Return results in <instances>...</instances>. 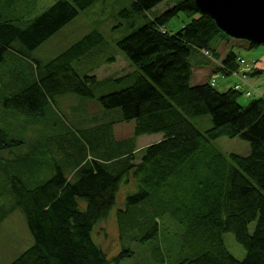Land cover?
Returning <instances> with one entry per match:
<instances>
[{
	"label": "trees",
	"instance_id": "trees-1",
	"mask_svg": "<svg viewBox=\"0 0 264 264\" xmlns=\"http://www.w3.org/2000/svg\"><path fill=\"white\" fill-rule=\"evenodd\" d=\"M94 1L55 0L31 17H11L0 7V63L10 53L30 60L35 69L31 79L9 92L0 90V117L6 111L26 119L43 117L55 97L63 94L95 97L93 87L101 80L90 72L79 73L73 62L96 57L92 49L105 41L97 29L45 62L32 56L36 47ZM160 1L131 0L129 10L119 14L142 13ZM180 12L188 21L175 32L167 30L165 23ZM227 36L194 0H176L115 41L133 67L123 77L132 80L96 97L103 108L119 110L115 119L105 120V127L133 120L134 135L161 138L145 145L137 162L131 152L107 154L101 160L92 156L76 167L72 178L65 174L70 167L65 155L59 161L48 155L52 142L48 144L47 137L31 152L7 160L0 168L8 171L3 173L6 189L0 194L8 206L0 203V219L6 211L19 209L32 237L31 245L7 264H121L120 258L131 250L121 246L108 256L91 234L107 217L120 180L129 174L136 179L137 190L116 210L121 239L131 237L133 229L142 231L136 240L154 238L165 214L182 227L184 242L192 247L176 264H264V98L242 105L237 101L242 93L232 87L218 91L214 80L190 82V54L203 50L217 59L212 42ZM246 41L249 47L257 45ZM236 56L230 49L222 58L226 72L237 69ZM202 114H209L212 122L204 130L190 120ZM76 135L71 143L76 148L82 145L78 150L92 146L82 144ZM221 136L246 140L248 153H223L213 144ZM54 142L62 146L60 139L53 137ZM20 145L0 129V149ZM225 232L244 248L241 259L226 248Z\"/></svg>",
	"mask_w": 264,
	"mask_h": 264
},
{
	"label": "rangeland",
	"instance_id": "rangeland-1",
	"mask_svg": "<svg viewBox=\"0 0 264 264\" xmlns=\"http://www.w3.org/2000/svg\"><path fill=\"white\" fill-rule=\"evenodd\" d=\"M54 1L0 0V7L11 17L24 14L31 17L43 11ZM175 1L163 0L142 13H131L126 17L120 15L119 11L124 8L129 10L131 0H96L90 6L80 10L74 18L36 47L32 51V56L45 62L85 33L97 29L103 34L105 41L92 49V53L96 57L90 61H75L73 65L79 73L85 71L93 73L101 81L93 87L94 98L84 99L72 93L57 96L54 103L47 107L43 117L26 119L12 111L4 112L0 117V129L10 137L19 140L21 145L13 150L0 149V168L5 166L7 160L16 157L15 155L31 152L33 149L31 147H35L46 137L50 139L47 140L48 144L51 145L52 142L51 148L48 149V155L52 160L59 161L65 155V160L70 166L66 167L65 174L69 178L73 177L76 167L92 156L101 160L107 154L115 153L117 156H124L131 152L133 161L137 162L143 147L157 141L158 134H145L136 149V135L133 134L134 121L114 122L111 126L108 123V128H106L105 123L115 119L119 110L111 109L112 111H110L103 108L96 97L118 90L132 80L131 76L123 77L131 72L133 67L131 68L129 60L118 49L115 41L127 34L132 27L139 26L146 19L154 18ZM188 19L180 12L171 17L164 27L175 32ZM212 46L220 57H224L226 52L232 49L237 57H242L244 61L237 63V69L226 72V69L222 67L221 60L216 59L215 55L203 53V50L192 52L189 58L192 66L190 82L196 84L214 80L213 86L218 91H223L227 87L236 88L242 93L237 97V101L242 105L259 96L264 98V45L257 44L249 47L246 40L227 36L213 41ZM7 54L5 61L0 63V90L4 92H9L13 87L21 85L23 81L31 79L35 73L30 60L17 59L10 53ZM258 69L260 70L258 71ZM245 91H249V94H244ZM90 115L95 120L90 119ZM190 120L200 130L212 125L209 114L194 116ZM69 129L74 135L77 134L76 136L81 137L82 144L85 143L86 146H89L91 143L92 146H89L88 150H78L79 146L76 148L71 143L74 135ZM53 137L61 140V147H58L56 142L53 143ZM122 140L125 142L120 143ZM213 144L225 154L236 152L245 155L249 151L248 142L240 137L221 136L216 138ZM3 173H8V171L0 170V186L4 185V189H1L0 192L6 189ZM48 173L50 171L41 174L40 177H44ZM136 190V179L130 174L120 180L115 203L107 217L93 227L92 239L101 246L108 256L115 255L121 246L130 249L129 255L120 258L121 264H176L179 259L191 252L192 247L184 242L182 227L168 215L164 214L163 218L159 220L158 231L154 238L136 240L135 238L142 234V231L136 229H133L132 232L128 230V232L134 233L131 237L120 238L116 210L124 207L126 196ZM2 196L5 197L4 194H0L1 198ZM7 201L5 197L0 202L5 203L6 209ZM253 225L254 222L249 223V230H252ZM222 239L234 257L241 259L244 256V248L234 239L231 232L223 233ZM31 243L32 237L21 211L19 209L6 211L0 219V264L10 262Z\"/></svg>",
	"mask_w": 264,
	"mask_h": 264
},
{
	"label": "water",
	"instance_id": "water-1",
	"mask_svg": "<svg viewBox=\"0 0 264 264\" xmlns=\"http://www.w3.org/2000/svg\"><path fill=\"white\" fill-rule=\"evenodd\" d=\"M232 38L264 45V0H194Z\"/></svg>",
	"mask_w": 264,
	"mask_h": 264
},
{
	"label": "crops",
	"instance_id": "crops-1",
	"mask_svg": "<svg viewBox=\"0 0 264 264\" xmlns=\"http://www.w3.org/2000/svg\"><path fill=\"white\" fill-rule=\"evenodd\" d=\"M3 5H4V6L6 5L5 2H4ZM222 58H223V57H220V56L218 57L219 60H222ZM131 68H132V66H131ZM132 69H133V68H132ZM89 117H91L90 119H94V117L91 116V115H90ZM94 120H95V119H94ZM144 135H145V134L136 136V139H135L136 149L138 148L139 142L142 140V138H143ZM157 137H158L157 140H159V139L161 138V135L159 136V134H158Z\"/></svg>",
	"mask_w": 264,
	"mask_h": 264
},
{
	"label": "built area",
	"instance_id": "built-area-1",
	"mask_svg": "<svg viewBox=\"0 0 264 264\" xmlns=\"http://www.w3.org/2000/svg\"><path fill=\"white\" fill-rule=\"evenodd\" d=\"M205 53H207V52H205ZM239 60V61H238ZM235 61H237V62H241V61H244L243 59H242V57L240 58V56H236L235 57ZM210 83H213V81H210ZM235 88V87H234ZM236 89V88H235ZM236 90H238V89H236ZM244 94H246V95H248L249 94V91H245L244 92Z\"/></svg>",
	"mask_w": 264,
	"mask_h": 264
}]
</instances>
